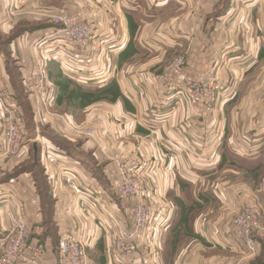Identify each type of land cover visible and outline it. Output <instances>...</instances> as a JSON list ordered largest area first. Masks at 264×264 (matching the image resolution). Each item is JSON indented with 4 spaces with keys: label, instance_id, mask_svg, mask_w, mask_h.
<instances>
[{
    "label": "crops",
    "instance_id": "crops-1",
    "mask_svg": "<svg viewBox=\"0 0 264 264\" xmlns=\"http://www.w3.org/2000/svg\"><path fill=\"white\" fill-rule=\"evenodd\" d=\"M50 1L20 0L26 12L20 14L24 15L23 18L11 19L4 12L6 1L0 0V33L4 35L13 33L7 38L5 48L14 62L19 77L30 67L37 52L31 45V35L33 32L49 28V26L43 28L44 22L49 21L40 15L66 6L71 11H78L77 13L83 15L86 6V3L81 2L85 0H54L57 7L52 8L49 5ZM112 1L114 6L111 17L115 22V29L106 32L109 22L112 21L109 16L95 24V27L96 25L99 27H96L95 32L104 37L101 36L100 41L94 43L93 47H98L97 44L104 46L107 52L104 57L105 64L94 61L93 52L92 56L90 55L92 57L90 63L82 64L89 74L100 71L97 81L86 84L74 82L66 71L56 65L58 75L61 77L59 79L71 82L73 84L70 83L71 86L79 91L76 93L78 97L71 99L76 108L69 109L70 111L65 109L63 113L71 116L77 125L98 128L99 142L106 150L107 158L93 142L61 134L60 131L64 127L50 117L45 126L53 129L59 137L41 135L40 126L32 122L31 116V124L29 122V107L25 109L20 104L17 92L11 87V75L6 70V60L0 59V90L5 87L13 95L19 117L26 129L21 152L8 160H0V239L7 234L9 227L7 213L14 212V203L20 204L22 208L21 213L30 232L29 239L42 244L45 252L50 249L52 240H58L62 228L76 227V219L79 218L85 224L86 236L92 240V245L86 249L91 264H113L110 243L115 228L108 219H103L96 213L93 205L67 188L59 168V164L64 161L73 170L77 182L87 191L93 192L96 198L110 205L124 227L129 224L124 211V206L129 201L124 202L118 198L114 201L112 198L109 182L104 175V167L110 158L134 156L144 164L150 163L152 169L145 176L149 194L147 203L151 207L159 206L166 209L170 208L169 206L173 208L171 203L173 200L183 201L181 193L184 195L185 188L191 192L192 188L198 187L197 183L201 179L204 181V178L215 172L218 164L225 160L224 154L221 153L223 144L233 153L236 160L242 162H235L236 164L240 166L245 163L244 168L247 164L251 166L250 168L247 165L249 170H253L250 172H253V175H256L254 172L256 166L262 164L264 168V102L260 109L252 108L251 104L248 106L251 100L249 97L257 90H250L248 97L243 96L239 105L233 106L234 121L229 127L224 122V117L219 116L230 107L229 103L237 95L236 90L234 92L233 88L227 86L230 76L236 83L240 76L249 74L255 68L264 54V0H239L241 3L239 9L238 3L234 4L233 0H229V7L216 19H213V12L218 0ZM232 13L240 16L243 33L244 29L250 33L249 54L244 57L247 51L242 48L244 45L242 39L236 41L234 38L226 47L224 46L229 49L228 55L233 57L232 66L239 67L234 70L223 67L220 71L219 81L222 85L218 96L224 99L221 103L218 101L214 104L212 116L195 110L185 100H179L176 105L167 108L158 81L164 64L172 60L177 53H183L189 72L203 70L208 52L213 49L222 50L221 47L226 43V38H220V33L226 27L222 20ZM217 33L219 36L216 38ZM107 56L110 58L108 63ZM77 64H73V67L75 68ZM49 73L48 78L51 80ZM155 81L158 83L155 84ZM70 94L65 93L67 98ZM111 94L117 96V100L112 99L115 103L107 102L109 101L107 97ZM23 96H26L24 100L28 104L27 95ZM100 97L103 100L98 99ZM59 103L62 106L63 103ZM152 108L157 109L159 114L172 110L163 117L157 115L147 117V112ZM55 111H58L56 107ZM219 119L223 121L219 122ZM30 127V131L37 135L31 137ZM228 133L230 137H226ZM211 162H214L213 168L209 167ZM223 172H230L241 178L246 175L235 168L233 171L224 168ZM255 181L258 182L255 187L246 184V181L241 182L239 186L237 184L235 187L231 186L233 192L239 190L240 201L247 192L264 194V173ZM224 192L219 188V191H213V197L222 201L226 197ZM191 193L193 194L191 200L198 203H203L202 201L205 202L210 197L208 194L197 195L198 192L194 191ZM218 195L221 197L218 198ZM234 198L235 195H227L229 206L234 204ZM186 199L189 200L187 197ZM171 214V219L161 215V218L168 221L169 227L175 218L179 219L176 209ZM195 220L194 237L174 264H199L201 259L198 251L203 252L202 246L212 257L206 261L203 259L202 264H237L236 261L228 260L225 251L235 253L234 251L241 249L236 250L225 245L230 240L223 234V230L226 229L221 226L218 235L210 234L203 230L204 223L200 217ZM199 222L202 224L199 225ZM48 227L52 234L47 230ZM154 252L159 258L158 251ZM203 256L205 258L206 254L201 258ZM256 259L238 263L255 264ZM55 261L56 258L48 262L44 260V264H55Z\"/></svg>",
    "mask_w": 264,
    "mask_h": 264
},
{
    "label": "built area",
    "instance_id": "built-area-1",
    "mask_svg": "<svg viewBox=\"0 0 264 264\" xmlns=\"http://www.w3.org/2000/svg\"><path fill=\"white\" fill-rule=\"evenodd\" d=\"M5 1V13L8 16H15L18 10L16 0ZM40 16L48 19L53 26L44 29L40 38L32 43V47L41 51L42 54L34 55L31 67L21 73V84L32 104L34 115L41 114L45 122V116L51 115L49 111L55 97L54 92L47 86L44 56L56 60L60 68L79 83L97 81L100 71L89 74L82 65L85 62L90 63L91 43L97 38L85 22L76 20L65 11L44 12ZM75 63L78 64L74 68ZM211 63L209 76L205 81L203 74H197L194 78L186 77L182 72L183 60L181 58L173 60L166 68L165 75L160 78L165 105L171 106L179 102L187 92L189 103L195 110L209 113L215 91L218 89L213 84L215 82L211 76L218 63L214 61ZM174 90H176L175 93H172ZM178 90L186 91L178 92ZM149 111L147 117L161 116L157 109L152 108ZM63 125L72 137L93 142L106 157V150L99 142L97 128L76 126L67 118L63 120ZM24 137L25 127L19 117L18 107L13 95L4 87L0 90V160L17 156L22 150ZM109 160L104 167V175L109 182L111 195L118 196L124 202H133L124 206L126 215L131 219L130 228L120 224L110 205L96 198L93 192L87 191L77 182L73 170L65 161L59 164L63 182L72 193L93 205L96 213L103 219H108L115 228L110 243L113 264H146V256L154 262L157 256L154 250H151V245L160 240L161 230L168 226V221L153 217L154 214L145 205L148 197L145 176L150 173L152 166L150 163H142L134 156L115 157ZM13 208L14 212L7 213L9 222L7 234L0 239V264H44V246L29 239L30 232L23 219L20 204L14 203ZM258 214V210L245 207L233 221L234 234L243 238L242 247L250 254L255 252V246L253 240L248 237L249 230L253 229L248 222L251 221L253 226L259 224L256 223ZM154 222L159 225L155 226V229ZM76 224V227L62 228L56 246L55 264H91L86 249L92 245V240L86 236V228L82 220L77 218ZM151 229L154 231L152 232ZM155 231L158 232L157 235ZM149 239L152 243L145 241ZM225 244L234 248L237 242L230 238Z\"/></svg>",
    "mask_w": 264,
    "mask_h": 264
},
{
    "label": "rangeland",
    "instance_id": "rangeland-1",
    "mask_svg": "<svg viewBox=\"0 0 264 264\" xmlns=\"http://www.w3.org/2000/svg\"><path fill=\"white\" fill-rule=\"evenodd\" d=\"M13 1H15V0H13ZM233 1H234V4L238 3V5H237L238 9L241 8V6H239L241 4L240 2H238L239 0H233ZM81 2L86 3V6L83 9V15L81 13L80 14L77 13L78 11L77 12L71 11L70 8L69 9L67 8L68 6H66L60 10L54 11L53 13L65 11V12L69 13L71 16H73L76 20H78L80 22H85L92 30H94V34L97 35V38L91 43L92 44L91 45L92 50L90 53L91 54H92V52L94 53V55H95L93 58L94 61H96L98 63L105 64L104 63V57L107 55V52H106V49L104 48V46L97 44L98 47H96V46L93 47L94 43H96L98 40L100 41L101 36H103L99 32H95V30L97 28H99V27H97L98 25H96V27H97L96 28L95 24L100 22L101 19H105L106 16H109V18L112 21L109 22L106 32H110L111 30L113 31L115 29V22L113 21V17H111V14L113 11V6H114L113 5L114 1H112V0H85V1H81ZM68 3H71V2H68ZM115 4H117V3L115 2ZM16 5H18V10L16 11L15 16H13V17L8 16L5 13L6 16L11 17V19L12 18H23L24 15H20V14L23 11L26 12V10L22 7L20 0H16ZM49 5L52 6V8L57 7L56 1H54V0H51L49 2ZM227 7H229V0H218L217 6L213 12V19H216L219 14H221L224 10L227 9ZM5 10L6 9H4V12H5ZM27 12H29V11H27ZM29 16L37 17L36 15L35 16L29 15ZM44 20L49 21L48 19H45V18H44ZM88 20H90L91 22ZM222 21L226 25V27H225V30H223L222 33H220V36H221L220 38H222V39L226 38V41H225L226 43L221 47L222 50L213 49V50H210L208 52L207 58H206L207 60L205 62L206 65H205V68L203 70L189 72L186 68V62L184 59L185 55L183 53H177L172 60H170L169 62L164 64L163 70H162L163 72L159 76V79H158V81H160V84H161L160 78L165 75L166 68L170 65V63L173 60H175L177 58H181L184 62V65L182 67L183 75H185L186 77L194 78L197 74L198 75L203 74L205 76V81H207V76H209V67L212 64L211 62H213V61L217 62L218 64H217V66H215V70H214V72H212L211 76L213 77L214 82H215L213 84L218 89L215 91L216 93H215L214 101H213V104L211 107V111L209 113H205V114H210L211 116L213 115L212 111H213L214 104H216V102H218V101H219V103H221V101L224 99V98H219V96H218L219 95L218 91H220V86L222 85L221 82L219 81V80H221L220 79L221 78V76H220L221 72L220 71L222 70L223 67H225L228 70H234L235 68L239 69V67L236 65L232 66V64L234 62V61H232L233 57L228 55L227 50H229V49H227L225 47L227 46L229 41L234 40V38L236 41H242L243 40L244 45L242 48L245 49V51H247V53L244 54V57H246L247 54H249L248 53L249 52L248 39L250 40V33H247V30H245V29H244V33H243V29H242L243 28V26H242L243 22H241L240 16L236 15L235 13H232L230 16L225 17V20L223 19ZM29 22L30 21H28V24H29ZM214 22H215V20H214ZM41 31L42 30H39L37 32H33V34L31 35L32 37H30L31 38V45L34 41H37L40 38L41 33H42ZM12 35H13V33L12 34L10 33L8 35H4L3 33H0V59H1V61L2 60L8 61L7 63H9V65L11 63L12 64L11 66L14 65V62L12 61L11 57L8 56V52L5 48V44H6L5 42H6L7 38H10ZM218 36H219V33H217L216 38ZM35 50H37V49H35ZM39 54H41V51L37 50L35 55H39ZM108 57L109 56H107V58ZM44 58H45V74L47 77L46 81L48 84L47 86L50 88L51 91L54 92V97H55L54 102L52 104V107L49 111L51 115L45 116L46 121L44 122V118L42 117L41 114H38L37 116L34 115V111H33L32 104H31L30 100L28 102L29 106L25 100H21V99H20V104L25 109H27V107H29V122L31 124V120H32V122H34V124H37L38 126H40L39 132L41 133V135L52 136V137L56 138L58 136V134L55 133L53 129L45 126V124H48V122H49L48 119L50 117L53 119V121L60 122V124L62 125V128H63L64 127L63 120L67 118V119H70L73 122V124L77 126V124L74 122V120L71 118V116H69V115L67 116L65 113H63V111L65 109L68 111L69 109H75L76 108L71 99H72V97H78L76 93H79V91H77V89L75 87L71 86V84H72L71 82H70L71 83L70 84L69 82L62 81L59 79L60 76L58 75V69L56 68V65L57 66H60V65L56 62V60L51 59V58L49 59L46 56H44ZM33 59H34V56H33ZM91 59H92V57H91ZM108 59H107V63H108V61L110 62V58H108ZM224 62H226L227 65ZM32 63H33V61H32ZM31 65H30V67H31ZM11 66H9V67H11ZM106 66H108V64H106ZM109 66L111 67V64ZM49 70H51L50 73H49ZM10 71H11V74L15 75V76H13V79L10 82L11 87L16 89V91H21L20 89H22V94H23V92H24V94H26L24 88L22 87L21 81H20L21 77H19V75L17 76L16 70H10ZM48 73L52 77L51 80H49V78H48ZM228 80L229 81H228L227 86H229L230 88H233L234 92L236 90L237 95L235 96L236 98L233 99L229 103L230 107H227L226 110L223 111V113L219 114L220 117H222V116L224 117L223 120H224V122H226L227 127H229L231 124H233V121H234L233 119H234L235 109L233 108V106L239 105L243 96L248 97L249 96L248 92L250 90H252V89L255 91L257 90V92H253L251 97H249V99H251V100L248 102L249 103L248 106L251 104L252 108L257 107L258 109L263 107V102H264L263 101L264 100V54L262 55L259 63L255 66V68L253 70H251L249 72V74L243 75L242 77L240 76V78L238 79L239 81L235 80L236 83H234V79L231 76H230V79H228ZM73 81L76 82L75 80H73ZM219 82H220V84H219ZM19 83L21 84L22 88L20 87ZM157 83L158 82L155 81V84H157ZM161 87H162V91H163V85L162 84H161ZM185 91L186 90H184V91L178 90V92H185ZM173 92L175 93V90L172 91V93ZM245 92H247V93H245ZM65 93H71L70 97L67 98ZM58 94H59V97H58ZM163 95H164V91H163ZM57 97H58V100H57ZM116 97L117 96H113L111 94L110 96L107 97V99L109 100L107 102L111 101V102L115 103V101H112V99L117 100ZM164 97H165V95H164ZM98 99L103 100L101 97ZM184 100L189 103L187 92H185L183 95L182 101H184ZM59 102L63 103L62 106H60L61 104ZM68 102L70 103L69 105H68ZM177 103H178V101L176 103H173L171 106L176 105ZM69 106L71 108H69ZM55 107L60 112L55 111ZM166 107L168 108L170 106L168 105ZM171 110L172 109L167 110L165 112H162V113H160V115L162 117L166 116L169 113H171ZM148 113H150V111H148ZM30 116H31V120H30ZM215 116H217L216 113H215ZM34 118H35V121H34ZM223 120L219 119V122L223 121ZM216 123H217V120H216ZM42 126H45V127H42ZM78 126H80V125H78ZM82 126H87V125H82ZM31 127H32V125H31ZM31 127L29 128V134L32 135L31 137H33V135L35 136L37 134L33 133V131H30ZM89 127H91V126H89ZM59 130H61V129L59 128ZM25 131H26V129H25ZM97 131H98V128H97ZM60 132H61V134L65 135V136H67V135H69V137L72 136V134L69 132V130L67 131V129H65V127ZM98 135H99V131H98ZM244 136H246V135H244ZM226 137H230V133H228L226 135ZM27 138H28V136H27ZM226 139H228V138H226ZM221 153L224 154L225 160H222L220 162V164H218V167L215 170V172L214 173L212 172L209 176L204 178V181H202V179H201L197 183L198 187L196 189L190 188L191 192L192 191H194L196 193L198 192L197 195L203 194L205 196L206 194H208L210 197H209V199L207 197V199H208L207 201H205V202L202 201L203 203H198V202L192 201L191 198H193V194L190 192L189 189H187L185 187H184L185 188L184 195L189 200L186 199V197L182 194L183 193L182 192L181 196H183L184 199L181 197L180 198L183 201H180V200H178V201L173 200V202L171 201L174 209L171 206H169L170 208H167V209L166 208H160L159 206L158 207H151L147 203L148 199H146L145 205L154 214L153 217L156 216L157 219L160 218V220H161V215H164V216H168V218L171 219V217H172L171 213L173 210L176 209L177 218H179L181 220V221H179V219L175 218L174 223L172 225L170 224V227L168 225L165 229L162 228L160 240L156 243L153 242V244L151 245V250L158 251L157 253H158L159 259L157 258L154 260V262H152L151 258H148L146 256V258H145L147 260V262L145 261L146 264H156V263L157 264H174V261L177 259V257L180 258V256L182 255V251L185 249L188 242L194 237L193 228L195 229V223L193 222V220H195L196 218L198 219L199 217L202 219L201 221H203V223H204L203 230L205 232L208 231L210 234L217 233V235H218L219 234V232H218L219 228L221 226H223V229L224 228L226 229V231L223 230V234H224L225 238L226 239L231 238V240H234L237 242V245L232 249H236V250L241 249L242 251L241 250L240 251H234L235 253H233V251L232 252L231 251L230 252L225 251L227 253L226 256L230 262L236 261V263L239 264L238 262H244L245 260H255L257 258L256 259L257 261L255 262V264H264V194L252 192V191L247 192V193H245V197H242V200L240 201L239 200L240 193L238 192L239 190H236V192H233V187H231L233 185L235 187V184H237V186H239L241 184V182L243 183V181H246V184H249V185L255 187L256 183H258L255 180L260 179V177L264 173L263 165L260 164V165L256 166V168L254 169V172L256 173V175H253V172L250 173L253 170H249V168H248V166L251 168V166L249 164H247L248 166L246 165L245 168H244L245 163L240 164V166L238 164H236V163H242V162L236 160L233 157V153L229 152L227 150L226 146H224V144L222 146ZM222 157H223V155H221V158ZM5 160H8V159H5ZM212 163H214V162H211V164H209L210 168H213V166H214V164H212ZM224 168H226V170L228 169V170H232V171H233V168H235V169H238L239 171L245 172L246 175H245V177L241 178L239 176L233 175V173H230V172L224 173L223 172ZM246 168H248V169H246ZM225 177H226V179H224ZM185 184H187V183H185ZM184 188H182V189H184ZM219 188H221L225 191L224 196H226V197L222 201L218 200L216 197H213L214 196L213 191H219ZM187 191H189V193ZM228 194L232 195V196L235 195V198H234L235 200H233L234 204H232V206H229L230 201L229 202L227 201V195ZM151 196H152V194H151ZM220 197L221 196L218 195V198H220ZM112 198L115 201V200H117L118 196H112ZM155 198H156V196H155ZM128 204L129 205L133 204V202L130 201ZM245 207H250L251 209L258 210V212H259V214L257 215V222L256 223H259L260 227H259V224H257L256 226H253L251 224V221H249V222L247 221L253 227V229L249 230V232H248V237H250L253 240L254 246H255V252L253 254L248 253L242 247L243 238L237 237V235L234 234L235 230L232 227L234 219L237 218L236 216L240 213L241 209L245 208ZM128 219H129V224L126 227L130 228L131 219H130V217H128ZM201 224L202 223L199 222V225H201ZM155 226H159L157 224V222H154V229H155ZM151 231H152V229H151ZM155 233H156V231H155ZM157 233H156V235H157ZM145 241H149L150 243H152L151 239L145 240ZM209 241L212 242L211 240H209ZM57 242H58V240L57 241L52 240V244H50V246H51L50 249L48 248L47 252H45L46 253V255L44 257L45 261L48 262L49 260L53 261L55 259V253H56L55 252L56 251L55 244H57ZM157 245L159 247H157ZM202 249H203V252L201 250L198 251L199 252V258L201 259L200 260L201 262L199 264H202L203 259H205V261H206L207 259L212 258L209 254H207V250L203 246H202ZM205 254H206L205 258H204V256H203V258H201L202 255H205ZM229 256H231V257H229ZM94 258H95V256H94Z\"/></svg>",
    "mask_w": 264,
    "mask_h": 264
},
{
    "label": "trees",
    "instance_id": "trees-1",
    "mask_svg": "<svg viewBox=\"0 0 264 264\" xmlns=\"http://www.w3.org/2000/svg\"><path fill=\"white\" fill-rule=\"evenodd\" d=\"M44 24H45V26L43 27V28H46L47 26H49V27H51V26H53V24L51 23V22H44ZM51 24V25H50ZM8 61H6V70H7V72L11 75V80L13 79V76H15V75H13V74H11V71L10 70H15V65H13V66H11L12 64L10 63V65H9V63H7ZM9 66H11V67H9ZM21 81V80H20ZM20 84V83H19ZM20 87H21V84H20ZM22 88V87H21ZM20 89V88H19ZM21 91H16V89H15V91L17 92V97L19 98V99H21V100H24V98L26 97H24L23 96V94H22V89H20ZM47 230L50 232V234H52V231H51V229H50V227H48L47 228ZM56 246H57V244H55V248H56Z\"/></svg>",
    "mask_w": 264,
    "mask_h": 264
}]
</instances>
